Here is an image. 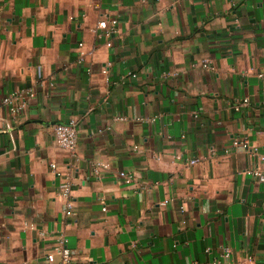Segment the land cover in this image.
I'll list each match as a JSON object with an SVG mask.
<instances>
[{"label": "crops", "instance_id": "obj_1", "mask_svg": "<svg viewBox=\"0 0 264 264\" xmlns=\"http://www.w3.org/2000/svg\"><path fill=\"white\" fill-rule=\"evenodd\" d=\"M257 167L264 0H0V264H264Z\"/></svg>", "mask_w": 264, "mask_h": 264}, {"label": "built area", "instance_id": "obj_2", "mask_svg": "<svg viewBox=\"0 0 264 264\" xmlns=\"http://www.w3.org/2000/svg\"><path fill=\"white\" fill-rule=\"evenodd\" d=\"M97 29H100L102 32L106 33L108 36H112L118 31V20L116 18H104L98 23ZM111 44H112L111 42H108V45H111ZM80 46H83V43H81ZM84 60H85V54L81 52V57L79 59V62H83ZM204 65L208 68H213V66L210 65L209 63H205ZM132 77H137V74H132ZM20 95L21 94H19L18 92H13L5 96L2 100V103L4 105L9 106L12 113L14 114L18 113L19 110H21L25 106L24 102H20V103L16 102V100L19 99ZM248 103H249V99L245 98L236 105V108L240 109L241 106H245ZM117 119H124V117H119ZM54 131L56 134V141H57L58 146L68 152L75 153L77 150L78 140H79L78 121L76 119H71L68 122L58 123L55 125ZM235 145H242L243 147L247 149L250 148L249 142L247 140L245 141L236 140ZM200 160L201 159L199 157H196V158H192L189 162L190 164H197L200 162ZM51 167L53 170H56L55 164H52ZM249 173L256 180L264 182V170H262L261 168L257 167L254 169H249ZM120 177L123 178L128 183L134 179V176L131 173H127L126 171H121ZM63 195L69 198L68 203H67V206H68L67 214L71 215L73 214L74 203L71 197L72 196V186L70 184H66L63 187ZM59 243L63 245L65 243V239L64 238L60 239ZM64 255L66 259L68 260L69 254L67 253V251H64ZM225 255L229 256L230 251L227 250ZM49 258L53 260L54 256L49 255ZM192 264H196V262H193Z\"/></svg>", "mask_w": 264, "mask_h": 264}]
</instances>
